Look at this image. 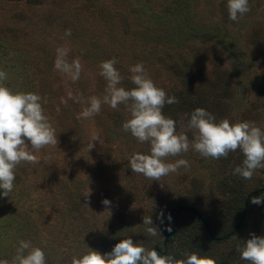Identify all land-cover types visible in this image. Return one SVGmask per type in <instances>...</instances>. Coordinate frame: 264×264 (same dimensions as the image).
<instances>
[{"label": "rangeland", "instance_id": "374dc122", "mask_svg": "<svg viewBox=\"0 0 264 264\" xmlns=\"http://www.w3.org/2000/svg\"><path fill=\"white\" fill-rule=\"evenodd\" d=\"M249 5L251 11L235 22L229 19L227 0H0L5 84L41 96L58 138L56 147L36 153L40 163L17 166L8 197L0 189V259H10L21 239L42 247L47 264H71L74 255L89 247L108 253L124 238L164 252L168 226L183 231L186 239L193 230L187 214L172 215L181 205L200 210L218 236L233 230L242 195L264 187V169L245 180L233 175L242 163L241 152L216 160L190 148L167 158L187 159L189 168L151 181L130 167L128 158L147 152L149 144L122 130L124 105L113 110L105 104L92 119H77L86 105L68 100L65 106L60 98L67 99V89L85 101L102 97L106 81L98 65L116 57L124 77L121 86L134 87L129 67L142 63L158 87L179 99L162 111L190 140L193 133L185 126L197 107L217 120L251 121L264 129V0H249ZM69 28L72 34L65 36ZM58 46L71 49L69 61L81 60L79 81L54 69ZM93 133L102 143L93 141L89 152ZM263 207L254 204L245 227L231 240L210 244L219 253L211 251L213 258L256 232L264 220ZM145 215L160 230L158 236L145 234ZM184 246L176 258L185 252L203 254Z\"/></svg>", "mask_w": 264, "mask_h": 264}, {"label": "clouds", "instance_id": "9594fccd", "mask_svg": "<svg viewBox=\"0 0 264 264\" xmlns=\"http://www.w3.org/2000/svg\"><path fill=\"white\" fill-rule=\"evenodd\" d=\"M229 19L238 22L251 11L249 0H227ZM71 29L65 30V36H71ZM71 49L58 46L55 49L54 69L73 83L79 81L83 65L79 58L69 61ZM116 57L101 61L99 75L106 81L102 97L92 95L84 100L82 94H74L67 89V99L60 98V103L67 106L68 100L84 103L77 119H92L101 112L102 105L116 110L124 105L127 118L122 130L130 133L140 143H148L147 152H135L129 158V164L138 175L151 181L176 173L180 168H189L187 159L174 162L168 157L181 156L190 148L203 158H226L229 153L239 151L243 155L242 163L235 167L233 175L250 180L258 169H264V129L255 122H230L227 118L217 120L214 114L203 107H197L190 114L185 126L193 133L190 140L185 131L177 132L176 121L166 117L162 111L166 104H178L179 99L158 87L147 74L142 63L129 67L128 79L134 85L131 89L121 86L124 77L115 66ZM6 71L0 70V189L8 197L14 190L16 168L22 162L36 165L41 157L36 153L41 149L56 147V130L45 114L41 96L35 92L14 91L6 86ZM56 111H60L57 105ZM99 140V134L93 133L87 144L90 152L95 147L93 141ZM30 142V149L29 143ZM163 186V185H162ZM88 195V194H87ZM86 195V196H87ZM253 204L264 203V195L252 197ZM102 203L110 205L108 199ZM171 220V216L168 217ZM162 221V213H161ZM163 222V221H162ZM145 234L158 236L160 230L153 226L151 216L143 217ZM168 226L167 231H171ZM240 259L247 264H264V236L252 233L243 245H237ZM0 264H47L46 253L42 247L33 246L29 240L21 239L15 246L10 259H0ZM71 264H217L214 258L201 256L197 252H185L183 257L172 254H160L155 249H148L134 243L131 238H124L115 244L108 253H101L92 248L80 255H74Z\"/></svg>", "mask_w": 264, "mask_h": 264}, {"label": "trees", "instance_id": "16d2710c", "mask_svg": "<svg viewBox=\"0 0 264 264\" xmlns=\"http://www.w3.org/2000/svg\"><path fill=\"white\" fill-rule=\"evenodd\" d=\"M264 195V187L258 189L256 191H252L248 195H242V205L238 207L236 212L237 218L235 221V225L233 230L227 232L224 235L218 236L212 226L211 220L207 218L200 210L186 205H181L174 208L171 212L173 215H177L180 213L187 214L190 219L193 230L189 233L188 238L183 234V231H174L173 234L170 235L167 248L165 251L160 254H172L173 256L179 257L185 248L184 244L190 246V250L196 249L199 252H202V256H208L213 258L214 252L211 254V251L215 250L216 254H219L216 249L210 246L213 244H220L222 242H227L231 240L233 235H237L242 229L245 227L246 219L248 217V213L254 207V204L251 202L252 197ZM237 206L234 207V210ZM229 211V208L227 209ZM232 211H230V214ZM264 213V207H263ZM235 217V216H234ZM172 229V228H171ZM254 232L258 236H264V220L262 223H259L257 230ZM171 232V231H170ZM170 233H167L166 236H169ZM247 238V237H246ZM244 238L243 241L237 240V244L231 250H222L221 256L218 260H216L217 264H244L246 261L240 259V253L236 250L237 245H243L246 241ZM250 238V237H248ZM247 238V239H248ZM179 239V242L175 244V242ZM173 245V246H172ZM210 247V248H209ZM181 248V250H178ZM185 251V250H184ZM220 260V261H219Z\"/></svg>", "mask_w": 264, "mask_h": 264}, {"label": "water", "instance_id": "95a60500", "mask_svg": "<svg viewBox=\"0 0 264 264\" xmlns=\"http://www.w3.org/2000/svg\"><path fill=\"white\" fill-rule=\"evenodd\" d=\"M172 215H173V212H172ZM173 232H174V228H172V230H171L169 236H167L166 239L164 240V245H167L168 240H169V237H170L171 234H173ZM155 250H156L158 253H161V249H160L159 247H156Z\"/></svg>", "mask_w": 264, "mask_h": 264}]
</instances>
